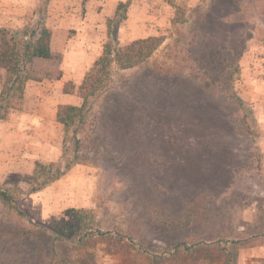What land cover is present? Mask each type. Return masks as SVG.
<instances>
[{"label": "rangeland", "instance_id": "rangeland-1", "mask_svg": "<svg viewBox=\"0 0 264 264\" xmlns=\"http://www.w3.org/2000/svg\"><path fill=\"white\" fill-rule=\"evenodd\" d=\"M87 2L51 0L48 11H78L84 22ZM130 2L148 34L163 42L144 65H113L108 93L78 128L85 145L79 164L43 191L21 196V214L0 198V264H63L59 251L51 262V244L33 232H50L72 208L92 213L94 227L106 233L73 244V264H162L177 242L197 241L205 245L198 253L204 264H224L231 251L237 264H264V0ZM36 4L0 0V25L13 40L33 39ZM54 56L34 61L30 77L59 75L61 56ZM197 68L253 105L246 121L254 135L242 133L245 112L221 89H206ZM5 79L0 69L1 89ZM124 121L138 137L128 155L117 150L114 130ZM10 176H0V186Z\"/></svg>", "mask_w": 264, "mask_h": 264}, {"label": "trees", "instance_id": "trees-1", "mask_svg": "<svg viewBox=\"0 0 264 264\" xmlns=\"http://www.w3.org/2000/svg\"><path fill=\"white\" fill-rule=\"evenodd\" d=\"M37 4L33 15L38 19L31 29L32 40H18L9 34L7 27L0 25V69L6 72V79L3 82L0 93V120H4L11 109L19 107L24 101V90L26 82L30 79V71L33 62L37 60H53L55 56L51 52L52 32L47 27L48 10L51 0H36ZM130 2H120L116 9L115 16L107 20L108 40L103 47L102 55L95 61L91 69L86 73L83 83L76 86L74 83H66L64 93L77 94L83 100L81 107L71 105H60L58 107L57 122L63 126V154L61 160L50 164L37 162L34 173L22 178L21 175L12 174L10 180L0 186V198L3 203L11 209L20 211L21 196H29L43 191L53 182L65 176L74 166L80 163L79 154L85 145L78 138V128L87 123L91 107L95 101L103 94L108 93V76L113 65L122 70L132 69L148 63L154 52L161 46V37H149L146 39H137L126 46L118 44V33L120 26L127 19V10ZM26 36V35H25ZM19 43H18V41ZM215 56L211 58L210 65L215 68ZM236 64V62H235ZM237 65V64H236ZM196 78L204 79L206 89L219 88L226 95L233 99L237 106L245 112L243 118L245 128L242 133L254 135V131L247 123L246 119H252L254 107L243 97L239 95L233 85H224L221 78L214 79L207 72L202 73L200 68L193 72ZM35 79V78H34ZM37 78L35 80H40ZM249 107V109H248ZM115 123L116 121L113 120ZM79 125V126H78ZM119 134L117 150L128 155L135 145L130 142L135 138V133L130 122L124 121L120 130L114 129ZM175 135H180L179 130H172ZM143 138H151L148 132H145ZM138 137L135 138V140ZM90 141V140H89ZM91 142V141H90ZM92 144V143H90ZM95 146V143L90 145ZM108 146L115 147L112 144ZM95 217L89 211L84 209L72 208L68 216L64 219L53 221L51 226L52 233L47 230L33 232V235L43 244H51V262L59 251L63 256V264H73L72 257L69 256L75 249L73 244L83 243L89 237L95 235H105L106 233L95 227ZM54 240L58 241L55 245ZM203 241H197L192 246L186 242H177L174 245L173 254L169 258H161L162 264H204L205 258L198 255L199 251L205 250ZM239 242L234 241L233 245ZM195 255V259L191 256ZM198 257H197V256ZM186 256V257H185ZM224 264H237V251H231L226 256ZM201 259V261H200Z\"/></svg>", "mask_w": 264, "mask_h": 264}, {"label": "crops", "instance_id": "crops-1", "mask_svg": "<svg viewBox=\"0 0 264 264\" xmlns=\"http://www.w3.org/2000/svg\"><path fill=\"white\" fill-rule=\"evenodd\" d=\"M127 1L130 2L88 0L84 22L78 21V11L67 12L60 7L48 11L47 27L52 32L50 47L53 55L61 56L60 74L28 80L22 108L12 109L4 120H0V176L30 175L37 162L50 164L61 158L64 129L57 122L58 107H81L83 104L77 94L64 93V86L70 82L76 86L83 83L108 40L107 20L115 16L120 2ZM131 7L130 2L127 19L119 29L120 46L154 36L148 34L151 30L142 23L138 12L135 16ZM51 14L57 18L52 25L49 21Z\"/></svg>", "mask_w": 264, "mask_h": 264}]
</instances>
